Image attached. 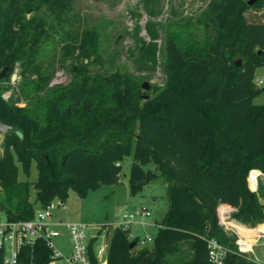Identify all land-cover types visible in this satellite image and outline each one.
I'll return each mask as SVG.
<instances>
[{
    "label": "trees",
    "instance_id": "obj_1",
    "mask_svg": "<svg viewBox=\"0 0 264 264\" xmlns=\"http://www.w3.org/2000/svg\"><path fill=\"white\" fill-rule=\"evenodd\" d=\"M183 24L186 36L166 33V81L150 92L129 72L108 69L102 32L75 11L74 0H0V71L19 68L26 102L6 100L0 85V124L9 127L0 132V211L8 220L32 219L38 207L66 201L69 190L83 197L118 181L121 161L132 155V192L162 176L168 208L152 247L137 248L129 229L104 225L106 264H213L210 239L227 248L222 264H256L239 253L220 210L235 207L241 223L264 222V202L247 182L251 170L264 172V104L254 102L263 90L255 74L264 65V0H209L196 21ZM193 24L203 28L201 38ZM151 25L138 60L155 66L159 32ZM47 46L59 48L68 84L50 86L40 60ZM33 162L37 179L21 180ZM151 163L155 170L145 169ZM95 239L90 264H101ZM183 242L192 257L170 262ZM50 254L37 240L21 248L15 264H49ZM0 264H9L3 249Z\"/></svg>",
    "mask_w": 264,
    "mask_h": 264
},
{
    "label": "rangeland",
    "instance_id": "obj_2",
    "mask_svg": "<svg viewBox=\"0 0 264 264\" xmlns=\"http://www.w3.org/2000/svg\"><path fill=\"white\" fill-rule=\"evenodd\" d=\"M209 0H74L75 11L80 13L89 26H95L102 32V53L110 71H127L141 83H149L148 91L152 85L162 86L166 81L164 63V40L168 29L175 28L184 36V22L187 19L196 21L200 13L205 9ZM157 29L159 36L157 63L152 66L147 61L142 65L138 60L142 41H150L148 24ZM186 24V23H185ZM197 37L203 36V28L193 24L190 28ZM47 71L52 74L50 86L66 85L71 75L66 71L61 60L58 47L47 46L40 58ZM239 61H241L239 59ZM19 68H16L6 81L0 85L7 87L4 98L16 105L23 106L25 101L19 92ZM258 86L263 90L254 98L256 104H264V65L260 66L255 74ZM262 80V83H259ZM0 126H2L0 124ZM134 162L133 156H126L121 161V178L114 183H103L97 189H91L81 197L76 191L69 190L66 200L67 211H57L56 217L68 221L82 222L88 225V239L96 238L94 247L101 246L106 238L103 226L106 224L119 225L125 221V214L134 212L136 208L145 209L144 215L138 214L131 220V238L138 237L137 248L142 246L152 247L156 235L157 223L163 218L168 208L167 188L165 178L160 176L142 185L135 193L130 186L131 169ZM145 169L155 170L154 164H149ZM38 171L36 163H32L30 177L26 178L23 171L20 179L36 180ZM250 190L257 191L264 202V172L251 170L247 177ZM35 199V189L31 187V200ZM1 218L4 214L0 213ZM235 218L232 217V220ZM236 221V220H234ZM247 226H251L246 224ZM61 236L54 239L65 255L71 254L69 233L65 226H58ZM255 237H243L252 245L255 239H259L255 245V253L264 259V223L254 228H249ZM255 229V230H254ZM151 238H147V237ZM259 236H263L260 237ZM257 237V238H256ZM145 240V244L141 241ZM192 257V251L186 242L181 248L167 256L170 262H181ZM102 261L101 264L103 263ZM106 264V262H105Z\"/></svg>",
    "mask_w": 264,
    "mask_h": 264
},
{
    "label": "built area",
    "instance_id": "obj_3",
    "mask_svg": "<svg viewBox=\"0 0 264 264\" xmlns=\"http://www.w3.org/2000/svg\"><path fill=\"white\" fill-rule=\"evenodd\" d=\"M259 80V83H262ZM9 127L0 126V132L3 134ZM0 134V135H1ZM120 165V163H117ZM66 201L56 198L44 207H38L35 217L32 219L8 220L5 213L4 218L0 216V249L4 250V261L9 264L17 263L19 252L25 245L33 246L37 240H43L50 248L49 264H90L89 243L87 228L88 225L77 221H68L65 219H56L54 217L57 211H67ZM235 207L222 206L220 210V219L224 229L231 233L235 230V224L232 222V213ZM146 213L145 209L136 208L134 212L125 214V221L119 226L130 229L131 220L135 215ZM58 226H65L69 233L71 244V254L65 255L60 247L55 244L54 239L61 236ZM147 238H151L150 236ZM247 240V239H246ZM145 240L141 243L145 244ZM241 237L236 239L238 251L247 259L256 264H264V259L259 257L254 250V243L248 246L242 243ZM209 257L213 264H222L227 252V248L216 239L209 240ZM108 242L94 249L96 258L100 263L107 261Z\"/></svg>",
    "mask_w": 264,
    "mask_h": 264
},
{
    "label": "water",
    "instance_id": "obj_4",
    "mask_svg": "<svg viewBox=\"0 0 264 264\" xmlns=\"http://www.w3.org/2000/svg\"><path fill=\"white\" fill-rule=\"evenodd\" d=\"M252 2H253V0H249V3H252ZM222 50H224L223 47H222ZM236 63H237V64H240V61L238 60V61H236ZM12 69H13L12 65H6V66H4V67L2 68V70L0 71V80H1V79H4V78H6V77H8V76L11 74ZM142 87H143L144 89H148V87H149V83L146 82V81H144V82L142 83ZM16 133H17L20 137L23 136V133H22L21 131H19V130H17ZM0 144H1V135H0ZM0 151H1V148H0ZM145 183H147V180H143V181L140 182V184H142V185L145 184Z\"/></svg>",
    "mask_w": 264,
    "mask_h": 264
},
{
    "label": "crops",
    "instance_id": "obj_5",
    "mask_svg": "<svg viewBox=\"0 0 264 264\" xmlns=\"http://www.w3.org/2000/svg\"><path fill=\"white\" fill-rule=\"evenodd\" d=\"M54 217L56 218V219H63V218H60V217H56V213H55V215H54ZM234 220H236V219H234ZM234 220H232V222L235 224V225H237V226H235V230H233V231H231V234H235L236 236H237V238H239V237H241V236H243V237H247V235L244 233V231H243V228H254V227H257L258 225H260V224H262V223H258L257 225H255V226H247L245 223H241V222H239V221H234ZM264 223V222H263ZM260 237H263V236H259V238ZM257 238V237H256ZM259 239L257 238V239H255V241H253L254 242V244L258 241ZM257 254V253H256ZM258 255V254H257ZM259 256V255H258ZM263 258V257H262Z\"/></svg>",
    "mask_w": 264,
    "mask_h": 264
},
{
    "label": "bare ground",
    "instance_id": "obj_6",
    "mask_svg": "<svg viewBox=\"0 0 264 264\" xmlns=\"http://www.w3.org/2000/svg\"><path fill=\"white\" fill-rule=\"evenodd\" d=\"M237 226V225H236ZM255 230V229H254ZM243 231H244V233L247 235V236H249V237H255L256 236V234H255V232H256V230L253 232L251 229H249V228H243ZM242 240H243V242L242 243H247L248 244V246H251V243L249 242V241H247L246 239H244V238H242Z\"/></svg>",
    "mask_w": 264,
    "mask_h": 264
}]
</instances>
